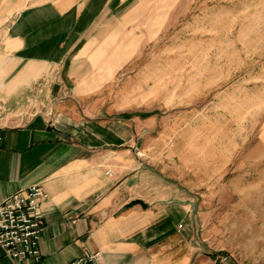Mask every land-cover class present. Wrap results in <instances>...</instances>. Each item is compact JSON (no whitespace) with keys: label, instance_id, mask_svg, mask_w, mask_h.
Returning <instances> with one entry per match:
<instances>
[{"label":"crops","instance_id":"0c3cea01","mask_svg":"<svg viewBox=\"0 0 264 264\" xmlns=\"http://www.w3.org/2000/svg\"><path fill=\"white\" fill-rule=\"evenodd\" d=\"M174 3L0 0V200L34 184L47 193L40 258L27 264H68L84 250L98 252V264H264L256 247L264 242L240 231L264 228L252 224L264 211L253 209L249 183L264 180L253 153L264 150V135L252 140L254 126L235 128L233 147L246 154L229 178L227 163L215 162L211 176L204 159L202 173L189 174L174 172V157L141 155L149 139L151 149L174 147L164 134L175 122L158 125V92L147 107L137 91L144 38L158 7ZM213 177L231 187L202 189Z\"/></svg>","mask_w":264,"mask_h":264},{"label":"rangeland","instance_id":"374dc122","mask_svg":"<svg viewBox=\"0 0 264 264\" xmlns=\"http://www.w3.org/2000/svg\"><path fill=\"white\" fill-rule=\"evenodd\" d=\"M175 1L174 5L158 7L160 20L144 38L143 84L137 86L143 94V106L149 107L151 92H158V125L168 119L175 122L174 132L164 134L174 147L151 149L149 139L144 144L148 149L141 155L148 160L158 155L174 157V172L189 174L202 173L204 166L199 162L204 159L211 176L220 172L214 170L215 162L227 163L224 173L229 178L236 166L231 164L246 154L245 149L233 147L239 136L236 126H254L252 140L264 135V0ZM154 71L158 83L152 85ZM125 87L128 93L135 92L133 82ZM136 103L127 100V105ZM255 151L260 156L257 170L262 168L264 150ZM249 183L256 190L253 209H262L264 180ZM231 184L213 177L201 188L218 190ZM218 199L223 204L230 202L224 197H212L211 201ZM252 221L256 225L264 222V211L255 212ZM240 231L246 233L243 239L253 233L261 240L257 243L264 242V228ZM232 233L226 231L229 236ZM256 247L261 250L264 245Z\"/></svg>","mask_w":264,"mask_h":264},{"label":"built area","instance_id":"2783aa9c","mask_svg":"<svg viewBox=\"0 0 264 264\" xmlns=\"http://www.w3.org/2000/svg\"><path fill=\"white\" fill-rule=\"evenodd\" d=\"M2 135L0 134V145ZM47 193L41 185L34 184L19 189L0 200V257L16 264L38 261V241L42 229L41 204ZM99 253L84 250L68 264H98Z\"/></svg>","mask_w":264,"mask_h":264}]
</instances>
